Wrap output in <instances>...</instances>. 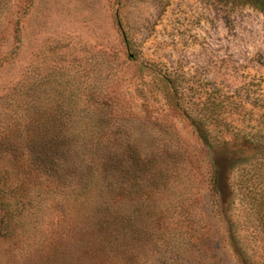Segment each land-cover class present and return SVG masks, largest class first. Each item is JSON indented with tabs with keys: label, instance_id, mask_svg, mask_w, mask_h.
I'll return each instance as SVG.
<instances>
[{
	"label": "rangeland",
	"instance_id": "rangeland-1",
	"mask_svg": "<svg viewBox=\"0 0 264 264\" xmlns=\"http://www.w3.org/2000/svg\"><path fill=\"white\" fill-rule=\"evenodd\" d=\"M51 142L60 230L109 223L97 264H264L263 15L0 0V162ZM80 246L55 249L76 264Z\"/></svg>",
	"mask_w": 264,
	"mask_h": 264
},
{
	"label": "trees",
	"instance_id": "trees-1",
	"mask_svg": "<svg viewBox=\"0 0 264 264\" xmlns=\"http://www.w3.org/2000/svg\"><path fill=\"white\" fill-rule=\"evenodd\" d=\"M216 1L251 7L264 17V0ZM30 154L34 160L14 158L12 162H0V241L10 242L5 255L0 256V264H63L64 254L59 257V250L55 249L56 242L63 239L79 241L81 256L76 264L86 258L97 264L96 254L101 256L106 249L103 241L109 223L102 219L95 228H84L80 234L74 233V229L68 233L67 229L60 230L65 212L61 210V200L53 196L66 200L67 195L63 183L50 176L62 167L60 153L51 142L42 150L32 147Z\"/></svg>",
	"mask_w": 264,
	"mask_h": 264
}]
</instances>
